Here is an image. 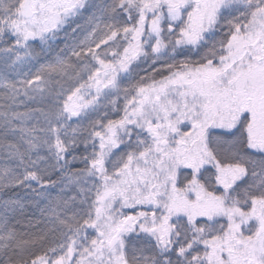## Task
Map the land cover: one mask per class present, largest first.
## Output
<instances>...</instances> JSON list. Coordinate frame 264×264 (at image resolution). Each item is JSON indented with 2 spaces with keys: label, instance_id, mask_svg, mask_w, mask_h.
<instances>
[{
  "label": "snow or ice",
  "instance_id": "1",
  "mask_svg": "<svg viewBox=\"0 0 264 264\" xmlns=\"http://www.w3.org/2000/svg\"><path fill=\"white\" fill-rule=\"evenodd\" d=\"M0 264H264V0H0Z\"/></svg>",
  "mask_w": 264,
  "mask_h": 264
}]
</instances>
